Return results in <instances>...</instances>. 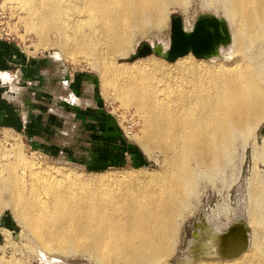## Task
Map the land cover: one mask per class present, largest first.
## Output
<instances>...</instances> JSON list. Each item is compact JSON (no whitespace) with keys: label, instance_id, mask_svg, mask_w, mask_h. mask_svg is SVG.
<instances>
[{"label":"bare ground","instance_id":"1","mask_svg":"<svg viewBox=\"0 0 264 264\" xmlns=\"http://www.w3.org/2000/svg\"><path fill=\"white\" fill-rule=\"evenodd\" d=\"M11 1L23 11L28 32L35 33L43 47L51 45L45 41L55 33L60 50L72 58H86L109 88L114 86L110 73L123 70L119 59L130 53L135 38L162 29L169 7L183 10L191 2ZM219 1L204 0L210 6ZM221 1L225 16L219 18L229 25L231 41L220 44L214 56L195 60L190 54L173 68L159 58L151 59L142 67L123 65L119 75L118 97L124 105L136 106L143 121L142 146L150 151L160 148L166 157L160 179L137 177L126 186L114 182L96 188L73 183V177L67 183L62 169H41L15 144L7 161L0 163V199L8 197L0 208V222L5 211H11L50 253H86L99 264H171L167 260L176 251L181 226L194 212L190 202L198 178L225 169L236 141H246L264 122V0ZM194 27L185 31L191 33ZM159 47L165 53L171 43L168 49ZM7 154L2 155L7 158ZM136 174H143L142 170ZM251 187L249 225L259 230L264 181ZM234 215L236 221L225 225L226 241L211 237L200 243L198 260L190 248L183 264H264L262 245L255 243L254 250H246L248 225L242 222L243 214Z\"/></svg>","mask_w":264,"mask_h":264},{"label":"rangeland","instance_id":"2","mask_svg":"<svg viewBox=\"0 0 264 264\" xmlns=\"http://www.w3.org/2000/svg\"><path fill=\"white\" fill-rule=\"evenodd\" d=\"M220 1L216 5L210 6L205 5L204 0H191L189 6L183 10L174 6L169 7L165 26L160 30L151 29L145 36L138 35L130 53L126 57L119 59V66L122 65L121 68L123 69L121 72H124V66L130 68L142 67L150 64L151 59L158 58L160 59L159 61L162 60L167 66L169 65L168 67H175V65L179 64L177 61L168 62L164 58L155 55L139 58L133 62L129 58L137 53L143 43L152 46L159 45L164 50L167 47L169 48L174 16L183 18L187 31L193 29L199 16L203 14H212L218 17L225 16L224 2ZM14 6L11 0H0V40L10 43L15 48L20 60L18 64H15L17 65L15 66L16 68L22 67V64L29 60L34 61L40 57L55 62L58 67L57 76L59 77V82L49 92L54 99V103L50 101L48 104L47 102V106H44V109L46 108V114L48 112L54 113L55 116L57 115L54 117L56 119L59 118V120H57L58 125H54L53 130V151L42 147V149L33 147L21 131L12 125L2 122L3 129L0 131V163L7 161L9 153L13 151V146L19 144L23 156L35 162L41 169L52 168L55 172L58 169H62L61 171L64 172L61 177H65L63 181L67 183L73 177V183L77 182L87 187L96 188L101 184L108 185L114 182H120L121 185L126 186L129 180L137 177L147 179H154L153 177H155V179H160L159 177H161L163 168L167 163L166 157L160 148H153L154 150L151 149L150 151L142 146L141 140L144 128L140 113L136 106H131V104L124 105L121 98L118 97L119 91L117 89L118 86L120 89V85L117 86V84L119 83L121 72L110 73L113 79H111V82L114 83V86L105 87L100 71L92 66L86 58L82 56L72 58L69 54L60 50L55 33H49L45 41V43L48 42L51 45L48 48L47 46L43 47L38 36L33 32H28L23 20L25 16L23 11L19 8L18 10ZM226 47V49H229L231 46L228 45ZM256 48L254 53H258L257 51L260 50L259 46ZM191 55L197 60L193 54ZM215 61L218 60L215 59ZM228 61L230 62L231 59L226 62L229 63ZM59 62L65 66L63 67ZM64 70L65 72H63ZM63 73H65L64 77L62 76ZM78 79L82 84L81 87L78 84L79 82H77ZM73 80H75L74 82L79 88L76 93L66 90L67 81H70L71 84ZM84 80L88 81V86L93 87L90 90V92H94L92 94L93 98H90L89 89L87 90L86 86H84ZM12 87H10L8 95H14ZM10 100L15 99L11 97ZM263 128L264 122L259 125L252 135L255 140L251 136V139H247L249 142L242 139L236 141L237 144L235 143L232 149L230 160H227L229 162H226L224 166L225 169L212 175L203 173L200 176L201 179L200 177L198 178L197 185L199 184V187H196L197 190H194L196 191L194 194L192 192V202H190L191 209L194 212L186 218L185 223L181 226L179 243L174 255L167 260L168 262L171 264H175L176 261L186 262L188 260L186 255L190 253V248L193 250L194 258L198 259L201 255L199 246L203 243L206 244L211 237L215 239L221 237V240L226 241L228 233L225 232L227 231L225 225L227 227L231 226L232 222L236 221L234 218L236 216L234 215L235 213L243 214L241 215L243 221H241L245 226L248 225L245 229L247 232L245 236L247 240L246 250H254L256 244H261L262 256H264V219L263 225L259 227V230L258 227L255 228L249 225V211L253 206L250 198L251 191L249 190L252 189V184L258 185L264 181V164L261 161V154H264V132L261 134ZM4 153H8L7 158L2 155ZM257 163L258 165H256ZM255 166L257 167L255 168ZM136 170L137 172L142 170L143 174H136ZM254 175L258 178L256 179ZM193 195L196 196L195 199ZM2 197L4 201L0 199V205L5 204L8 200L7 196ZM2 207L4 206H0V208ZM228 212L229 214H227ZM14 218V214L6 210L2 217L3 220L0 222V264H99L86 253L62 255L56 252H48L35 240L28 228ZM214 221L218 223H214ZM221 225L223 229H219ZM212 229L214 230L213 232ZM215 229L217 230L216 232ZM193 239H196V241ZM191 242L192 244H190Z\"/></svg>","mask_w":264,"mask_h":264},{"label":"crops","instance_id":"3","mask_svg":"<svg viewBox=\"0 0 264 264\" xmlns=\"http://www.w3.org/2000/svg\"><path fill=\"white\" fill-rule=\"evenodd\" d=\"M19 61L15 48L0 40V126L3 128L2 122L12 125L23 133L33 147L53 151V130L59 118L56 119L54 113L46 114L44 106L50 101L54 103L49 92L59 82L58 67L55 62L44 57L29 60L16 68L15 64ZM74 81L67 87L68 92L76 93L79 90ZM77 82L81 87L79 79ZM11 86L14 95H8ZM84 86L89 87L87 80H84ZM11 97L19 102L10 100Z\"/></svg>","mask_w":264,"mask_h":264},{"label":"water","instance_id":"4","mask_svg":"<svg viewBox=\"0 0 264 264\" xmlns=\"http://www.w3.org/2000/svg\"><path fill=\"white\" fill-rule=\"evenodd\" d=\"M204 36H207L204 37ZM231 41V35L229 31V25L224 18H219L212 14H203L199 16L193 32H186L184 27V20L181 16H174L172 19V36L171 47L165 53H162L159 45L152 46L147 43H143L129 60L132 62L139 58L147 57L150 55H157L168 62H175L180 58L193 54L197 59H209L215 55L216 49L220 44H229ZM58 61V60H57ZM56 61V62H57ZM59 64H62L59 62ZM64 67L65 65L62 64ZM65 72V70L63 71ZM65 76V73L62 74ZM68 86H70V81ZM90 98H93L91 87H86ZM13 98V97H12ZM15 99V98H13ZM22 100V99H21ZM15 101L19 102L18 99ZM264 132V128L261 130V134ZM200 257H198L199 259ZM194 259V260H198ZM175 264H183L180 261H176Z\"/></svg>","mask_w":264,"mask_h":264},{"label":"built area","instance_id":"5","mask_svg":"<svg viewBox=\"0 0 264 264\" xmlns=\"http://www.w3.org/2000/svg\"><path fill=\"white\" fill-rule=\"evenodd\" d=\"M2 129H3V128L0 126V131H2Z\"/></svg>","mask_w":264,"mask_h":264}]
</instances>
